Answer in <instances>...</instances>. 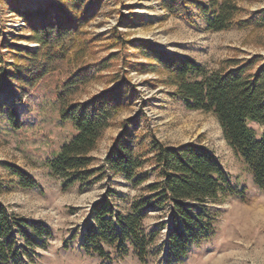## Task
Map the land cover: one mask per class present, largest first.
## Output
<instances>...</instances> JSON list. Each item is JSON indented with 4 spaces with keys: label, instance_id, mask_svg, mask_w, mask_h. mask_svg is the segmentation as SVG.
<instances>
[{
    "label": "trees",
    "instance_id": "1",
    "mask_svg": "<svg viewBox=\"0 0 264 264\" xmlns=\"http://www.w3.org/2000/svg\"><path fill=\"white\" fill-rule=\"evenodd\" d=\"M102 0H46L41 6L17 10L28 29L27 40L35 47L11 49L12 61L0 52V94L6 96L13 87L22 97L32 91L61 63L69 65L64 80L55 89L60 120L71 123L75 134L65 142L46 165L63 179V187L99 180L105 171L119 175L142 192L133 197L123 212L109 191L92 202L81 227L69 241L80 238L85 253L110 260L112 253L125 257L131 251L141 263L161 256L164 264H177L190 250L212 240L216 232L217 211L228 196L242 195L215 155L199 142L165 144L142 132L140 115L116 117L133 104L135 86L126 76L104 75L111 68L107 58L86 62L90 47L99 39L84 29L92 20ZM17 0H10L15 4ZM168 15L195 23L190 10L196 6L208 29L213 31L249 28L252 41L264 48V8L239 16L244 9L239 0H159ZM129 41L112 30L106 48H125ZM132 48L144 63L124 62L140 72L162 74V83L172 89L168 95L181 100L185 107L211 113L218 121L222 136L251 173L253 183L264 191V56L230 57L208 68L195 59L168 52L148 41L132 42ZM127 67V66H126ZM105 80L98 93L81 100L77 96L90 84ZM15 85V86H14ZM18 101V100H17ZM4 101L0 112L8 124L18 127L23 116L18 107ZM261 128L256 133L249 126ZM119 126L104 157V164L93 167L92 152L104 132ZM10 175L24 188L37 185L27 172L5 163ZM152 178V179H151ZM4 183L0 177V194ZM160 213L156 227L145 230L150 212ZM165 229L161 245L160 231ZM51 228L40 220L28 219L9 211L0 201V264H24L32 261L36 250L48 247ZM67 246V245H64Z\"/></svg>",
    "mask_w": 264,
    "mask_h": 264
},
{
    "label": "rangeland",
    "instance_id": "2",
    "mask_svg": "<svg viewBox=\"0 0 264 264\" xmlns=\"http://www.w3.org/2000/svg\"><path fill=\"white\" fill-rule=\"evenodd\" d=\"M44 1L17 0L10 4V0H0L2 59L11 62L10 51L14 47L36 46L27 40L26 24L14 8L24 11L41 6ZM239 5L244 9L239 16L246 17L263 9L264 0H239ZM190 10L195 15L193 25L181 17L168 15L159 0H102L96 16L84 28L90 37L99 39L90 47L84 61L100 60L117 53L111 60V68L103 74L126 72L135 86L133 104L116 117L117 123L140 115L141 131L162 143H201L215 155L232 183L238 189H244L242 195L228 196L215 206L214 237L210 242L192 248L177 264H264V191L253 183L243 160L226 143L216 118L211 113L186 108L181 100L171 99L168 92L172 88L161 82L162 74L136 71L124 63L145 62L131 46L132 42L139 41H148L168 52L189 56L208 68H216L220 61L234 56L246 57L255 53L264 56V48L252 41L249 28L213 31L207 28L196 6H191ZM112 30L129 41L125 48H106ZM68 71L69 65L61 63L25 97L14 87L6 96L0 94V107L3 101L10 104L18 100L12 105L18 107V115L23 116L21 124L13 127L0 112V177L4 183L0 201L10 212L40 220L52 230L48 247L36 250L33 260L24 264H164L161 256L141 263L131 251L125 257L112 253L111 259L105 260L82 251L79 237L69 241L71 234L81 227L89 205L106 191L125 212L130 200L142 192V186L133 187L119 175L105 171L99 180L64 188L63 179L51 173L46 165L47 159L52 158L75 134L70 122L60 120L54 98L55 89ZM110 86L103 79L90 84L77 97L87 99ZM249 126L260 133L261 128L256 124L249 123ZM119 130L114 124L104 132L92 152L93 167L104 164V157ZM5 163L27 172L37 185L32 188L20 186L17 178L9 174ZM159 217V212H150L144 221L145 230L155 228ZM164 237L165 229L160 231L153 252Z\"/></svg>",
    "mask_w": 264,
    "mask_h": 264
},
{
    "label": "bare ground",
    "instance_id": "3",
    "mask_svg": "<svg viewBox=\"0 0 264 264\" xmlns=\"http://www.w3.org/2000/svg\"><path fill=\"white\" fill-rule=\"evenodd\" d=\"M255 227V226H254Z\"/></svg>",
    "mask_w": 264,
    "mask_h": 264
}]
</instances>
